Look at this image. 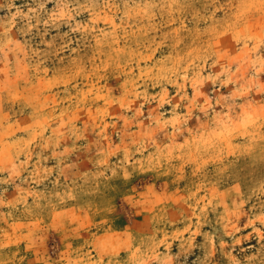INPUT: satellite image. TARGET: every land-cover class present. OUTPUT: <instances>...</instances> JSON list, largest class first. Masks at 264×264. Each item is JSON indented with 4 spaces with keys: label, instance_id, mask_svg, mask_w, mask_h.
<instances>
[{
    "label": "rangeland",
    "instance_id": "374dc122",
    "mask_svg": "<svg viewBox=\"0 0 264 264\" xmlns=\"http://www.w3.org/2000/svg\"><path fill=\"white\" fill-rule=\"evenodd\" d=\"M0 264H264V0H0Z\"/></svg>",
    "mask_w": 264,
    "mask_h": 264
}]
</instances>
